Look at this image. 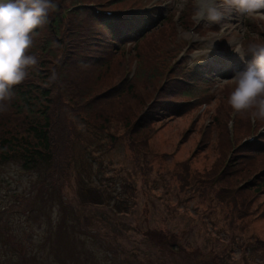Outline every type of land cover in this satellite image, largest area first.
Returning <instances> with one entry per match:
<instances>
[{
    "label": "rangeland",
    "instance_id": "374dc122",
    "mask_svg": "<svg viewBox=\"0 0 264 264\" xmlns=\"http://www.w3.org/2000/svg\"><path fill=\"white\" fill-rule=\"evenodd\" d=\"M193 3L115 1L119 10L159 11L157 19L168 15L162 24L174 27L176 37L149 47L160 51L153 55L160 70L172 72L173 59L188 69L204 63L215 79L178 96L176 109L144 129L142 139H131L115 113L106 131L115 141L105 132L95 143L85 140L87 148L77 147L58 193L41 171H22L17 160L0 163V264H264V187L253 195L240 190L256 173L264 175V164L256 169L257 160L231 173L227 188L218 182L234 154L249 153L250 145L264 148L257 143L264 138V121L253 124L247 112L234 114L227 103L230 79L254 59L251 52L241 58L232 45H264V19L232 10L209 25L195 19ZM178 28L191 37L180 39ZM220 38L226 56L210 60L209 49ZM132 54H124L119 82L137 63ZM219 61L226 67L216 66ZM111 67L117 80L120 71ZM188 77L201 78L195 70ZM161 83L162 78L139 82L150 89ZM220 113L225 130L215 124ZM92 132L87 133L94 137ZM256 157L264 161V153ZM242 160L238 169L246 164ZM238 194L246 195L245 210L227 200Z\"/></svg>",
    "mask_w": 264,
    "mask_h": 264
},
{
    "label": "trees",
    "instance_id": "16d2710c",
    "mask_svg": "<svg viewBox=\"0 0 264 264\" xmlns=\"http://www.w3.org/2000/svg\"><path fill=\"white\" fill-rule=\"evenodd\" d=\"M115 1L53 0L56 8L50 11L48 22L36 30L33 45L26 53L34 55L38 63L14 87L12 98L5 101L7 110L0 112V163L17 160L22 171H41L43 181L50 184L53 192L58 193L64 184L73 151L77 147L87 148V139L95 143L104 137L115 113L131 139H142L144 129L160 120L170 108L176 109L178 105L172 102L178 101V96L189 95L194 89L188 80L153 64L155 51H160L155 50L157 46L149 47L173 33L174 27L162 24L168 15L161 19L142 15L139 18L133 15L135 12L126 16V12L106 15L89 5L93 2L100 9L119 10ZM68 6L73 8L66 11ZM254 28L248 24L249 31ZM131 40L135 44L129 50V54L133 53L130 60L135 58L137 67L131 78L125 76L119 82V66L125 64V42ZM112 65L120 71L117 80ZM145 78H162V83L150 89L139 84ZM222 114L216 116L215 124L220 128L223 125L225 130ZM88 130L94 131V137ZM105 136L110 142L116 139L110 131ZM263 140L257 143L264 146ZM245 150L249 153L242 151L232 156L227 166L230 169L219 177L223 189L229 187L231 173L244 171L257 160L256 169L264 164L256 157L264 153V148L250 145ZM242 157L247 161L238 169L244 163ZM263 187L264 175L256 173L240 190L250 189L253 195ZM237 196L241 203L236 201ZM237 196L227 200L245 210L246 195ZM164 242L167 244V240Z\"/></svg>",
    "mask_w": 264,
    "mask_h": 264
},
{
    "label": "clouds",
    "instance_id": "9594fccd",
    "mask_svg": "<svg viewBox=\"0 0 264 264\" xmlns=\"http://www.w3.org/2000/svg\"><path fill=\"white\" fill-rule=\"evenodd\" d=\"M55 8L53 0L0 2V112L7 110L5 101L12 98L14 87L37 65V58L26 53L33 45L36 30L48 22L50 11ZM261 9H264V0H194L193 3L195 19L209 25L220 23L232 10L242 16L264 19ZM178 35L180 39H188L192 34L178 28ZM232 46L241 58L251 52L254 59L230 79L232 88L227 103L234 114L247 112L253 124L257 120L264 121V45H250L245 49L237 42ZM200 54L207 53L201 51Z\"/></svg>",
    "mask_w": 264,
    "mask_h": 264
},
{
    "label": "flooded vegetation",
    "instance_id": "af4514ba",
    "mask_svg": "<svg viewBox=\"0 0 264 264\" xmlns=\"http://www.w3.org/2000/svg\"><path fill=\"white\" fill-rule=\"evenodd\" d=\"M11 236H13V235H11Z\"/></svg>",
    "mask_w": 264,
    "mask_h": 264
},
{
    "label": "bare ground",
    "instance_id": "6f19581e",
    "mask_svg": "<svg viewBox=\"0 0 264 264\" xmlns=\"http://www.w3.org/2000/svg\"><path fill=\"white\" fill-rule=\"evenodd\" d=\"M20 262V261H19Z\"/></svg>",
    "mask_w": 264,
    "mask_h": 264
}]
</instances>
